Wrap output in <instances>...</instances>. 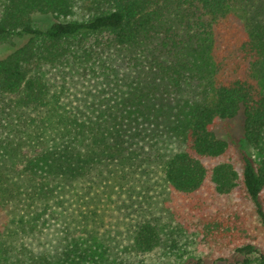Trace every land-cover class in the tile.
Listing matches in <instances>:
<instances>
[{
    "label": "trees",
    "instance_id": "16d2710c",
    "mask_svg": "<svg viewBox=\"0 0 264 264\" xmlns=\"http://www.w3.org/2000/svg\"><path fill=\"white\" fill-rule=\"evenodd\" d=\"M36 15L53 21L42 27ZM233 15L235 56L206 59ZM240 110L244 141L260 147L264 0H0V264H155L149 257L175 244L135 197L138 175L156 169L186 194L209 178L229 193L234 165L203 159L226 152L213 124ZM241 157L264 224V157ZM110 205L127 220L125 246L105 242ZM56 226L55 253L26 244ZM244 234L209 222L204 238L225 246ZM235 252L250 264L258 250L247 242Z\"/></svg>",
    "mask_w": 264,
    "mask_h": 264
},
{
    "label": "rangeland",
    "instance_id": "374dc122",
    "mask_svg": "<svg viewBox=\"0 0 264 264\" xmlns=\"http://www.w3.org/2000/svg\"><path fill=\"white\" fill-rule=\"evenodd\" d=\"M35 20L42 27H47L53 21L47 15H36ZM224 25L226 30H221L215 36L216 42L212 45L211 53L207 51L206 59L210 58V61L216 62L217 59H224L227 62L229 57L235 56V45L230 44L229 39L242 28L239 16L233 15ZM186 33V31L183 32V35L186 36ZM222 35L223 38H227L224 40L221 38ZM205 48L206 44L200 50L203 51ZM198 57L200 54H192L188 60L197 62L199 61ZM213 130L217 136L225 137L229 145L224 154L215 158L203 159V161L208 167L224 161L234 165L239 174L238 184L229 193H217L209 178L205 180L200 189L186 194L175 191L164 181L156 169H149L147 177L138 175V179L142 180L144 188L135 189V192L140 191L139 195L135 193V197L141 198L143 195L147 207L154 209V213L166 224L164 226V239L171 237L170 242L175 244L171 250L167 248L169 244L159 248L150 256L151 258L149 257L148 263L177 264L183 261L198 262L201 258L200 264H236L241 256L235 252V246L237 243L247 242L253 243L258 250L252 255L253 260L250 264H259L258 255L264 254V224L244 189L241 157L243 151L255 161L264 157V133L260 147L247 144L243 139V114L241 110L231 119L216 120L213 124ZM174 148L171 146V149ZM137 200L139 201V199ZM108 210L110 222L105 227L107 230L105 242L111 248L125 246L128 243L127 220L123 213L116 212L111 205ZM3 216L4 212L0 211V219H3ZM209 222H221L223 225L230 226L236 224L243 229L245 236L225 246L218 245L214 241H206L204 237ZM60 240V229L56 226L42 236L26 239V244L35 251L47 249L51 253H55L60 245ZM218 257L225 259L216 260Z\"/></svg>",
    "mask_w": 264,
    "mask_h": 264
}]
</instances>
